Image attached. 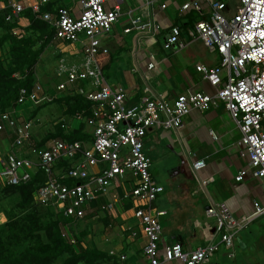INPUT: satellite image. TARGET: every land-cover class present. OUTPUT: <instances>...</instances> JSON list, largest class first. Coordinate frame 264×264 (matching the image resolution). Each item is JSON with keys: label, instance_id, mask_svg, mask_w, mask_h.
Returning a JSON list of instances; mask_svg holds the SVG:
<instances>
[{"label": "built area", "instance_id": "2783aa9c", "mask_svg": "<svg viewBox=\"0 0 264 264\" xmlns=\"http://www.w3.org/2000/svg\"><path fill=\"white\" fill-rule=\"evenodd\" d=\"M48 3L49 0L42 1V5ZM80 3L79 16L69 8L53 13L42 12L41 5L30 8L54 31L52 44L79 45L83 59L73 65L66 58L57 60L56 73L61 82L55 96L47 95L37 82L31 91L20 90L17 109L0 116V134L14 137L11 151L0 149V182L8 186L26 185L32 182L33 173L40 170L46 176V184L34 194L35 203L75 221H82L97 199L104 201L101 214L120 216L130 210L139 228L138 231L130 227L132 238L137 239L142 233L147 239L144 260L134 264H210L221 246L234 251L236 236L264 216V206L260 203H254L253 213L243 218L235 217L225 204H211L206 211L205 246L190 250L177 242L160 248V218L166 213L157 212L154 203L164 189L151 175L152 161L145 140L152 129L181 130L184 120L194 110L205 113L223 105L239 129L242 156L249 159L248 168L239 172L235 181L241 183L252 174L264 190V0H241L234 14H230L226 0H185L179 8L181 16L194 12L202 15L188 31L189 36L200 40L221 59L216 67H196L215 92L209 95L188 91L170 100L156 96L154 89L147 88L144 98L133 108L124 90L107 83L100 64V58L110 53L103 37L112 33L122 17L121 0H81ZM147 3L150 8L168 9V3L162 0ZM0 10H9L6 22L12 23L20 21L26 9L17 0H7L0 2ZM163 30L162 25L137 17L130 19V27L124 33L136 32L155 39ZM174 47H185L177 26L164 41L166 51H173ZM152 59L150 72L157 68L155 58ZM64 77L66 82L62 81ZM66 94L84 96L92 104L91 117L86 120L92 139L89 142L51 140L46 148L34 147L32 130L39 121H21L20 110L50 104L54 98ZM82 120L81 114L76 116L71 128H79ZM61 162H69L71 168L59 181L56 170ZM205 167L203 161L193 165L196 172ZM70 181L75 184L66 183ZM125 185L131 190L121 195L118 189ZM128 204L131 209H127ZM216 235L220 237L219 244L215 242ZM63 236L76 245L69 226L64 227ZM229 257L235 258V253ZM121 260L127 258L122 256Z\"/></svg>", "mask_w": 264, "mask_h": 264}, {"label": "crops", "instance_id": "0c3cea01", "mask_svg": "<svg viewBox=\"0 0 264 264\" xmlns=\"http://www.w3.org/2000/svg\"><path fill=\"white\" fill-rule=\"evenodd\" d=\"M17 1L25 9L41 5V9L50 8L52 13L60 8H69L76 16L81 13V0H49L47 5H42L43 0ZM147 2L121 0L122 17L112 33L103 37L110 53L101 57L100 64L102 70L107 72L105 76L109 85L127 93L131 108L136 107L144 98V90L147 88L154 89L156 96L170 100L188 91L213 95L214 89L197 73L196 67H216L220 64V56L188 34L202 15L194 12L181 16L179 8L185 0H162L168 3L166 11H162L159 6L150 8ZM137 17L162 25V35L153 39L136 32L125 34V30L130 27V19ZM28 24L25 18L20 19L23 28ZM176 26L181 29V40L185 47H174L173 51H166L164 41ZM152 58H155L157 68L150 72ZM4 142L0 149L7 151L9 145ZM145 143L152 161L151 175L158 186L164 189L154 203L157 212L166 213L160 218L161 249L177 242L190 250L205 246L207 241L204 228L208 221L206 211L211 204H225L237 218L250 216L254 203L264 206V190L257 178L249 174L243 182L235 181L238 173L248 168L249 159L242 156L244 148L239 129L223 105L205 113L192 111L184 120L181 130L152 129ZM200 161L205 162L206 167L196 172L193 165ZM160 162L167 163L165 169H168V178L178 181V188L171 189L166 195L168 203L173 206H170V210L156 204L159 196L166 192L156 178L165 175L164 169H159L156 176L152 173L153 165ZM124 188L122 186L118 189L121 195L131 190L129 185ZM118 217V226L107 233L103 224L95 223L92 234L83 240L82 247L97 248L110 255L116 254L117 250L118 255L127 258L128 264L142 262L147 239L142 233L137 239L132 238L130 227L138 231L139 228L130 210L127 215ZM245 230H250L254 239L246 236V243L238 244L245 251L240 264H264V216L253 221ZM219 241L220 237L216 235L215 242L219 244ZM238 245L235 243V250ZM221 247L210 264H226L219 257Z\"/></svg>", "mask_w": 264, "mask_h": 264}, {"label": "trees", "instance_id": "16d2710c", "mask_svg": "<svg viewBox=\"0 0 264 264\" xmlns=\"http://www.w3.org/2000/svg\"><path fill=\"white\" fill-rule=\"evenodd\" d=\"M0 2L6 3L7 0ZM41 11L51 12V9L44 7ZM8 13L9 10H0V116L18 108L17 100L21 89L31 91L39 82L37 67L42 55L53 45L54 37V31L39 20L31 9H26L21 15L29 23L25 28L20 25V21L6 22ZM104 71L103 69L102 74L107 81V72ZM57 85L52 89L53 92ZM49 92L52 94V91ZM50 104L66 107L64 117L68 123L81 114L82 123L79 128L74 129L67 128L65 123L60 122L56 132L48 134L45 139L34 144V147L46 148L51 140L89 142L92 139L86 124L92 114V104L84 96L66 94L54 98ZM32 116L35 117L36 113ZM0 138L8 143L11 151L14 137L7 138L1 133ZM70 168L69 162L58 164L56 176L59 181ZM66 183L70 186L75 184L71 181ZM45 184L46 176L40 170L33 173L32 182L26 185L8 186L0 182L1 196L17 199L14 208L6 214V221L0 224V264H128L118 254L110 255L97 248L82 247L83 240L92 234L94 218L99 216L97 223L104 225L106 233L120 222L117 215L100 213V207L104 203L102 199L92 203L91 211L82 221H75L35 203L34 194ZM126 207L130 209L131 205ZM90 221L92 222L87 224ZM82 223H86L85 227L80 228L79 232L75 231V226ZM65 226H69L70 232L72 229L71 234L76 239L75 246L63 236Z\"/></svg>", "mask_w": 264, "mask_h": 264}, {"label": "rangeland", "instance_id": "374dc122", "mask_svg": "<svg viewBox=\"0 0 264 264\" xmlns=\"http://www.w3.org/2000/svg\"><path fill=\"white\" fill-rule=\"evenodd\" d=\"M240 1L241 0H226V2L229 4L230 14H234L236 12V9L239 6ZM76 2H79V0H76ZM60 58H66L70 65L78 64L83 59L81 47L79 45L67 46V45L57 43V44L51 45L42 55L40 63L37 67L38 68V80L42 84L44 91H47V95L55 96L54 92L56 93V88L54 92L52 89H54L55 84H59V82H61L59 81V78L55 70V68H57L56 67L57 60ZM62 81L66 82L65 77L62 79ZM84 88L86 92L87 88L85 85H84ZM49 91H52V94ZM65 111H66V107H61L58 104H50L40 109H38L35 106H27L20 110L21 121H27V120H38L39 121V124L38 125L35 124L32 130V144L33 145L40 142L42 139H45L48 134L56 132L57 124H59L60 122L62 124L65 123L67 128L71 127L74 124L71 121L69 123L67 122V118L64 117ZM33 113H36L35 117L32 116ZM4 143H5L4 140L0 138L1 147L4 146ZM1 151L4 152L5 149ZM166 167H167V163H164V162L157 163L153 165L152 173L154 176H156L159 169H164L163 174L165 175L163 177L159 176L156 178L161 184H163L166 192L159 196L156 204H158V206L161 205L162 207H165L168 210H170L171 204L168 203L166 195L171 189L178 188V185H177L178 181L170 180L168 178V169H165ZM16 202H17L16 198H4L1 196V193H0V224L6 221V218H7L6 214L14 208ZM91 222H87V224ZM93 223L98 224L97 220H94ZM85 225L86 223H82L79 226H75V231L79 232V229L85 227ZM71 232H72V229H71ZM246 236L248 237V239L250 238L254 239L251 231L244 229L236 236L235 243L237 245L238 244L244 245L247 241ZM248 241L250 242V240ZM221 248L222 249H221V252L219 253V257L222 263L240 264L241 262L240 259L243 257V253L245 252L243 247L240 249V245H238V247L234 251L233 250L230 251L224 248V246H222ZM114 250H116V248ZM232 252L235 253V258L229 257V255H231ZM116 254H118L117 250H116ZM58 264H61V263H58Z\"/></svg>", "mask_w": 264, "mask_h": 264}]
</instances>
